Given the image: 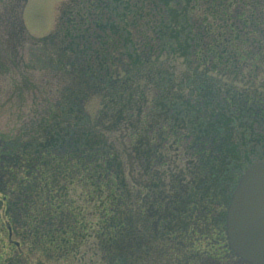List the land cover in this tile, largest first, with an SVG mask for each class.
I'll return each mask as SVG.
<instances>
[{
	"label": "trees",
	"instance_id": "trees-1",
	"mask_svg": "<svg viewBox=\"0 0 264 264\" xmlns=\"http://www.w3.org/2000/svg\"><path fill=\"white\" fill-rule=\"evenodd\" d=\"M27 1L0 3L13 68ZM40 42L56 54L41 78L12 72L30 120L0 133V264L82 262L92 240L98 264H246L229 249L226 210L245 167L264 159V89L233 81L264 71V0H70ZM42 78L58 82L40 110ZM167 144L193 169L158 168ZM92 201L94 213L82 206Z\"/></svg>",
	"mask_w": 264,
	"mask_h": 264
},
{
	"label": "rangeland",
	"instance_id": "rangeland-1",
	"mask_svg": "<svg viewBox=\"0 0 264 264\" xmlns=\"http://www.w3.org/2000/svg\"><path fill=\"white\" fill-rule=\"evenodd\" d=\"M70 0H28L26 7L22 10V20L21 23L23 24L26 34L29 35V37L26 39V44L22 48L21 57L22 61H20L19 68H13L11 59L9 56L7 57V52L10 51L4 50L3 54H0V133H6L8 135L20 133L19 131L26 126L25 123H27L30 120L31 117V109H27V106L29 105L32 107L31 103V97H28L26 100L23 99V102L20 103L19 99H16L12 95V90L15 87H23L25 82L22 79L18 78L16 81L13 79L12 72L13 71H31L33 74V71L35 73V80L41 77H38L36 73L38 71H44L47 67L49 69L50 64L48 65V60H53L56 54H54V50L51 48V45L43 44L39 45L40 39L45 38L52 34L57 26V22L60 16L61 8L65 3H67ZM5 5L0 4V31L4 26L3 18H4V12H5ZM4 36L0 35V53H2V50L5 48V45L3 42ZM2 41V42H1ZM41 43V42H40ZM53 50V51H52ZM9 58V59H7ZM45 66V69L43 67ZM4 71H8L6 74H4ZM4 72V73H3ZM251 72V71H246ZM260 76L257 78V81L251 82L252 80H248L247 83L244 82H238L240 79H235L233 81L236 82L233 84V86L237 89H241L244 86H261L264 89V71H260ZM43 72L40 73L39 76H41ZM249 76V74L247 73ZM247 77V76H246ZM44 80V92L46 93L44 96L40 97V101H38L39 109L45 105L44 99L46 101H52V99L55 97L54 90L57 87L55 79L50 80L49 87L46 86L45 79ZM32 81V79H31ZM15 83V85H13ZM52 89V90H50ZM152 99V97H150ZM150 106L147 104V108ZM87 111L91 118L95 121L98 119L99 113L101 112L103 106L101 103V100L99 98L92 99L89 104H87ZM36 109V108H35ZM28 111V112H27ZM19 112L22 114V120L19 119ZM146 112V110H145ZM25 113V114H24ZM26 129V128H24ZM21 134V133H20ZM259 146H257V152L254 154L257 156H263L264 157V144L258 143ZM256 147V146H255ZM256 149V148H255ZM166 152L164 154V161L165 163L161 165H156L160 169L167 170V175H179L180 171H183V173L188 172V170L193 169V165L188 161V157L186 156L184 149H178L175 148V146H170V144L166 145ZM256 160L253 162L255 163ZM251 163L248 167H245V171L253 164ZM245 171L241 174L243 175ZM138 174V171H134L132 177V180L136 179ZM239 176V175H238ZM178 177V176H177ZM238 177H234L232 182L234 184V181ZM241 178V176H240ZM239 178V179H240ZM129 179V181H132ZM139 179L137 180V182ZM237 185V184H236ZM230 187L226 186V189H224L219 197V200L223 198L221 202H224L226 199H228L230 188L232 185H229ZM76 195H80L81 189L79 185H76ZM94 204L95 202H90V204L85 205L82 204L83 207L88 206L90 212L94 213ZM228 209V208H227ZM223 210V209H222ZM227 214V210H226ZM207 215V213H206ZM216 215L214 214V217L210 218V223H214ZM197 220H194L195 222ZM226 231V228H225ZM93 241V240H92ZM89 242V245L83 248L82 253L84 255H80L79 258H82V262L80 260H76L73 263L70 262H64V261H46L44 264H98L99 263V255L96 254L97 252L95 250H90V247H93L91 242ZM229 245V244H228ZM230 249V248H229ZM232 252V251H231ZM87 253V254H86ZM233 253V252H232ZM235 255V254H234ZM84 256V257H83ZM239 259V258H238ZM242 261V260H241ZM230 263V262H229ZM225 263V264H229ZM245 263V262H244ZM206 264V263H204ZM233 264V263H231ZM247 264V263H246Z\"/></svg>",
	"mask_w": 264,
	"mask_h": 264
},
{
	"label": "water",
	"instance_id": "water-1",
	"mask_svg": "<svg viewBox=\"0 0 264 264\" xmlns=\"http://www.w3.org/2000/svg\"><path fill=\"white\" fill-rule=\"evenodd\" d=\"M226 233L237 257L264 264V160L253 163L240 178L228 207Z\"/></svg>",
	"mask_w": 264,
	"mask_h": 264
},
{
	"label": "flooded vegetation",
	"instance_id": "flooded-vegetation-1",
	"mask_svg": "<svg viewBox=\"0 0 264 264\" xmlns=\"http://www.w3.org/2000/svg\"><path fill=\"white\" fill-rule=\"evenodd\" d=\"M9 238H10L11 242L13 241V243H14V240L12 239V233L11 232H10ZM16 245L19 246V244H16ZM39 264H42V263H39Z\"/></svg>",
	"mask_w": 264,
	"mask_h": 264
}]
</instances>
